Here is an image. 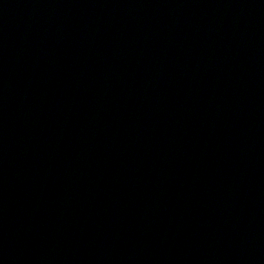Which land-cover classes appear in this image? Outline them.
Masks as SVG:
<instances>
[{"label": "water", "instance_id": "obj_1", "mask_svg": "<svg viewBox=\"0 0 264 264\" xmlns=\"http://www.w3.org/2000/svg\"><path fill=\"white\" fill-rule=\"evenodd\" d=\"M0 264H264V0H0Z\"/></svg>", "mask_w": 264, "mask_h": 264}]
</instances>
